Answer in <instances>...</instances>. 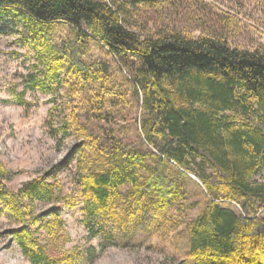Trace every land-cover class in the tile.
I'll list each match as a JSON object with an SVG mask.
<instances>
[{"label": "trees", "instance_id": "obj_1", "mask_svg": "<svg viewBox=\"0 0 264 264\" xmlns=\"http://www.w3.org/2000/svg\"><path fill=\"white\" fill-rule=\"evenodd\" d=\"M0 0V18L22 17L39 74L30 75L15 103L27 106L29 90L58 91L63 72L86 85L101 79L82 60V38L102 41L118 59L131 54L140 59L136 81L143 91L144 135L137 143L113 150L107 174L81 172L78 197L90 239L97 237L96 220L109 214L118 191L129 184L140 200L156 196L167 208L180 193L183 179L196 175L209 197L204 211L190 225V252L194 264H264V52L232 49L225 40L191 39L174 33L142 39L125 24L127 4L144 0ZM73 30V40L58 46L51 33L56 24ZM102 72V71H101ZM78 116L92 119L87 112ZM59 132L70 134L68 123ZM153 151L145 154L141 147ZM156 158L154 171L142 184L131 170ZM174 163L176 173L165 168ZM121 165V166H120ZM12 174L0 160V209L20 224L12 232L31 264H80L78 248L67 249L62 207L37 213L35 202L61 201L55 179L31 180L19 190L7 182ZM236 204V213L222 205ZM103 231V230H100ZM45 235V240L42 236ZM105 237L111 238L110 233ZM91 247L87 257L93 260Z\"/></svg>", "mask_w": 264, "mask_h": 264}, {"label": "rangeland", "instance_id": "obj_2", "mask_svg": "<svg viewBox=\"0 0 264 264\" xmlns=\"http://www.w3.org/2000/svg\"><path fill=\"white\" fill-rule=\"evenodd\" d=\"M115 1L125 5L124 0ZM126 8L127 28L142 39L179 33L195 40L219 38L232 49L264 52V0H144ZM73 35L70 26L59 23L51 38L61 46L72 41ZM80 43L82 60L93 71L101 70V79L86 85L69 73L67 64L58 91L29 90L28 105L23 106L15 103L16 96L27 78L43 68L37 67L23 18L11 14L0 18V160L12 174L7 185L17 191L31 180L55 179L61 201H37L33 208L46 213L70 200L71 207H62L70 237L67 249H79L84 257L80 264H194L189 228L204 211L209 195L191 173L167 208H160L153 194L137 201L133 187L123 186L109 214L96 220L99 235L90 239L78 197L79 174L109 173L115 145L137 143L144 135L142 123L147 114L136 81L140 59L131 54L118 59L92 36ZM79 112L93 118L80 117ZM66 123L70 134L63 137L59 130ZM140 149L145 154L153 151L149 145ZM155 166L156 158L150 157L131 170L144 184ZM165 171L176 173L178 167L170 163ZM222 205L240 212L236 204L223 201ZM18 227L20 224L0 209V264H31L12 236ZM91 247L96 250L93 260L87 257Z\"/></svg>", "mask_w": 264, "mask_h": 264}]
</instances>
